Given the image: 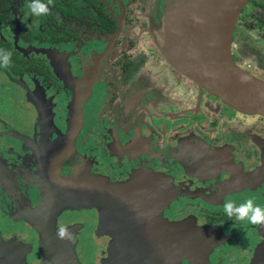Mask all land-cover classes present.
<instances>
[{"label": "flooded vegetation", "instance_id": "1", "mask_svg": "<svg viewBox=\"0 0 264 264\" xmlns=\"http://www.w3.org/2000/svg\"><path fill=\"white\" fill-rule=\"evenodd\" d=\"M45 2L50 11L35 16L29 0H0V48L12 52L0 65V264L42 262L30 220L49 198V235L75 226L79 264H172L169 254L179 256L173 264H264V224L223 211L225 199L264 207V115L227 106L165 60L167 0ZM231 53L264 79V0L241 9ZM21 140L32 162L8 154ZM79 172L102 193L84 188L79 210L62 209V179ZM81 236L94 239L88 263Z\"/></svg>", "mask_w": 264, "mask_h": 264}, {"label": "water", "instance_id": "2", "mask_svg": "<svg viewBox=\"0 0 264 264\" xmlns=\"http://www.w3.org/2000/svg\"><path fill=\"white\" fill-rule=\"evenodd\" d=\"M247 1L168 0L160 52L177 71L192 79L227 106L247 114L264 115V79L238 67L231 53L233 29ZM81 98L83 94L78 95L77 92L71 104L70 129L77 130L82 123L79 105ZM97 182V179L95 182L90 181L81 172L71 179L68 177L62 179L61 186L66 190L60 197L65 202L59 207L83 205L84 188L100 195L102 192ZM124 196L121 194L110 197L119 201ZM53 203L50 198L40 203L37 209L38 219L30 220L41 232L43 260L40 264H79L75 252L77 239L73 234L75 226L65 228L63 236H58V233L57 236L49 235L50 231L56 232L54 222L50 225L53 211L49 206ZM3 248L0 242V259L3 256L1 252ZM169 256L172 264L175 259H179L178 255Z\"/></svg>", "mask_w": 264, "mask_h": 264}, {"label": "clouds", "instance_id": "3", "mask_svg": "<svg viewBox=\"0 0 264 264\" xmlns=\"http://www.w3.org/2000/svg\"><path fill=\"white\" fill-rule=\"evenodd\" d=\"M28 7L35 16H41L50 11L49 4L45 0H29ZM12 52L6 48H0V65L11 63ZM223 211L228 218L235 217L237 221L247 220L251 224H264V207L253 202V198H246L242 203H236L233 199L223 201ZM66 229L59 228L58 234L63 236Z\"/></svg>", "mask_w": 264, "mask_h": 264}, {"label": "rangeland", "instance_id": "4", "mask_svg": "<svg viewBox=\"0 0 264 264\" xmlns=\"http://www.w3.org/2000/svg\"><path fill=\"white\" fill-rule=\"evenodd\" d=\"M168 3V0H167V2H166V4ZM161 41V40H160ZM158 43V42H157ZM158 46L159 47H161L162 45H160V43L158 44ZM163 70H167V72H168V74H169V76H171V77H175L176 76V72H175V70L173 71L172 69H170L168 66H163ZM260 76H262V77H264V73L262 72V73H260ZM8 96L9 95H7V99H6V101H5V105L7 106V112H6V115H7V119L9 120V121H11L12 123H19V121H20V118H18L19 116L17 115V110H18V108H17V106H14V105H12V100L10 99V98H8ZM172 109H173V107H172ZM16 110V111H15ZM19 111H20V109H19ZM201 118H203V117H201ZM27 122H24V123H22V125H23V127L24 128H22L24 131H27L28 133H30V129L28 130V129H25L26 127H28V124H26ZM15 124V125H16ZM19 135L21 136V137H25L26 135H28V134H26V133H22V132H20L19 133ZM22 141V140H21ZM26 142L25 141H22V143L21 144H18V143H12L11 144V147L9 148V152H8V154L10 155V157H11V159L13 158V155L14 156H17L18 158L17 159H20L21 158V160L22 161H25V159L26 160H28L29 162H32V160H31V156L28 154L29 153V151H28V149H27V147H26ZM15 145H21V147L22 148H19L18 149V147H16V148H14L13 146H15ZM14 150V151H13ZM21 150H23V152L21 151ZM22 170H23V168H22ZM23 173H24V175H26V173L24 172V170L23 171H21L20 172V175H23ZM63 202H65V200L64 199H61V198H59V204H61V203H63ZM58 204V205H59ZM74 207V208H73ZM62 209L63 208H69V209H71V210H69V211H73V210H75V211H77V210H79V209H77V208H75V206L74 205H64L63 207H61ZM76 214L77 213H71V215L70 214H67L66 216H68V218H76ZM60 222H62V221H60ZM85 238V236L84 237H82L81 236V240H83V241H81L80 243H81V247H80V254H81V258H83L84 257V260H83V262L84 263H88V261L86 260V258H87V253H89V252H91L92 251V247H93V245H92V243H93V241H94V239H92V240H90V241H88V240H85L84 239ZM88 248H89V252H88Z\"/></svg>", "mask_w": 264, "mask_h": 264}, {"label": "crops", "instance_id": "5", "mask_svg": "<svg viewBox=\"0 0 264 264\" xmlns=\"http://www.w3.org/2000/svg\"><path fill=\"white\" fill-rule=\"evenodd\" d=\"M79 95V94H78ZM74 101V100H73ZM81 101V100H80ZM71 107V106H70Z\"/></svg>", "mask_w": 264, "mask_h": 264}]
</instances>
